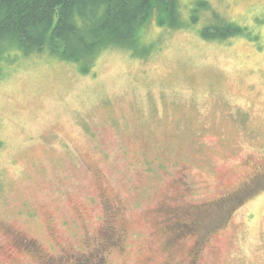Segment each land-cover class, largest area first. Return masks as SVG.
I'll list each match as a JSON object with an SVG mask.
<instances>
[{
    "label": "rangeland",
    "instance_id": "1",
    "mask_svg": "<svg viewBox=\"0 0 264 264\" xmlns=\"http://www.w3.org/2000/svg\"><path fill=\"white\" fill-rule=\"evenodd\" d=\"M179 11L88 71L7 53L0 264H264V0ZM217 24L241 33L202 35Z\"/></svg>",
    "mask_w": 264,
    "mask_h": 264
},
{
    "label": "trees",
    "instance_id": "2",
    "mask_svg": "<svg viewBox=\"0 0 264 264\" xmlns=\"http://www.w3.org/2000/svg\"><path fill=\"white\" fill-rule=\"evenodd\" d=\"M179 8L180 0H0V64L15 49L31 53L48 48L88 71L104 49L120 46L136 52L141 28L156 10L161 25L185 24L178 21ZM202 33L225 39L241 29L217 24ZM188 228L181 226L178 234Z\"/></svg>",
    "mask_w": 264,
    "mask_h": 264
},
{
    "label": "flooded vegetation",
    "instance_id": "3",
    "mask_svg": "<svg viewBox=\"0 0 264 264\" xmlns=\"http://www.w3.org/2000/svg\"><path fill=\"white\" fill-rule=\"evenodd\" d=\"M182 182H183V181H182ZM116 197L118 198L117 195H116ZM117 198H116V199H117ZM116 199H115V200H116ZM115 200H114V201H115ZM114 201H111V199H109L108 197H106V198L103 200L102 204H103V207L106 209L107 212H120V211H119V206H118V205H113V204H112ZM115 202H117V204H119L121 208H124L123 205H122V203H121V201L118 200V201H115ZM162 210H166L165 207H163ZM162 210H161V211H162ZM124 212H125V211H124ZM122 230H123V231H122V234H123L124 237H125V234H127V230H126L125 228H122ZM122 234H121V235H122ZM122 237H123V236H122ZM121 247H122V246H121ZM121 247H120V248H121ZM122 250H123V249H122ZM122 250H121V251H122Z\"/></svg>",
    "mask_w": 264,
    "mask_h": 264
}]
</instances>
